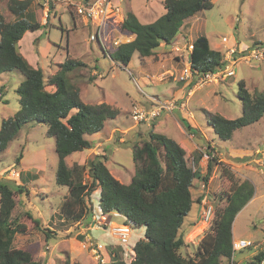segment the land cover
Segmentation results:
<instances>
[{
    "label": "rangeland",
    "instance_id": "obj_1",
    "mask_svg": "<svg viewBox=\"0 0 264 264\" xmlns=\"http://www.w3.org/2000/svg\"><path fill=\"white\" fill-rule=\"evenodd\" d=\"M8 1L0 0V12L7 21H14L16 16L9 9ZM164 2L165 0H130L124 6L127 12L132 11L139 20L148 23L152 19L156 20L166 11ZM41 5V0H31L29 11L43 22L44 10ZM65 6L64 3L55 2L54 7H50V16L45 27L39 29L36 37L29 34L22 41L21 47L33 64L39 63L38 66L44 68L47 80L58 70L59 64L66 58L82 60L86 66L71 72L70 78L80 88L83 101L98 103V99H102L104 94L107 101H117L120 113L116 118L107 119L106 131H101L100 134L96 133L90 137L93 139V147L86 149L88 151L84 150L85 155L105 154L108 161L107 166L113 175L122 182L129 183L135 171L131 143L136 139V141L142 142L143 139L148 138L149 131L164 133L154 129L155 120L166 116V113H174L175 116L184 117L191 125L198 123L204 130L198 129V133H192L185 128L187 133L181 132V134L174 125L169 124V131L173 129L169 134L187 147V151L191 155L192 166L193 155L199 152L202 153V157L203 155L207 156L206 160L201 157L202 160L200 159L199 162V165L202 163L204 173L208 172L209 164L211 167L208 182L197 178L198 180L195 179L196 182L192 187L195 198L207 194L208 198H206V203L203 201L194 203L182 226L180 233L183 235L184 245L180 252L185 256H193L204 231L210 228L211 221L208 222L210 218L207 221L203 218V208L211 204L215 209V207L220 208L226 204L217 195L230 189L229 178L224 174L223 167L232 170L240 182L245 178L252 181L254 185L255 191L252 197L254 199H251L241 209L234 220L233 227L235 237L247 238L252 242L259 243L257 250H260L264 242V173L259 170L254 159L261 155L257 154V149H264V116L259 120L260 122L257 121L235 131L236 133L232 137L236 141L235 144L240 146L239 141H241L247 146L244 151L235 154L239 160L231 161H229L230 155L227 153L231 140L221 139L210 125L208 117L213 113H220L228 118L239 117L242 114V101L238 95V81L244 79L252 92L262 91L264 89V61L250 63L241 61L236 66L235 76L220 79L218 82H203V85L206 83L204 86H200L201 84L197 81L189 85L176 79V74L183 66V62L180 64L176 60L179 58L177 47L183 48V44L188 42L187 38L178 36L179 38H175L177 39L175 44L173 42L160 44L161 47L159 46L153 53V57H150L155 62L163 59L162 61L166 65L169 64V70L163 71L161 75H155L156 71H150L147 66L142 65L140 53L137 51L133 54L131 63L127 67L123 66L121 62L114 61L109 55L106 56V53H102L98 43L90 40V28L84 25V19L82 20L75 14L73 19L70 9ZM110 28L112 26H109ZM191 29L187 37L206 35L214 47L219 46L221 49H225V42H228L229 39L232 43L241 40L242 44L246 45L258 41L264 42V0H214L212 8L199 11L196 17L191 19ZM45 31L47 34L42 36ZM106 45L109 53L114 52L117 48L112 43H106ZM94 70L98 72L94 73ZM98 74H104V77L98 78L94 82ZM145 75H147V81L151 86L140 87L137 81L142 83ZM22 79V73L17 70L0 74V127L2 119L13 116L20 107L17 88ZM156 83L159 84V87L155 91L164 97L160 100H179L180 103L183 102V105L181 108L176 107L171 112L163 111L162 115L153 121H144L136 125L132 118L133 106L140 103L151 108L159 99L146 98ZM86 84L89 87H86ZM172 85H175V89L178 91L170 95L169 89ZM184 85L185 91H179ZM132 126H136L135 128L140 130L139 137L136 138L134 132L130 133ZM108 137H111L109 141H107ZM120 138H124V140L121 141ZM72 154L71 158L77 159L81 153L77 151ZM91 157L87 159H91ZM57 162L55 139L47 135V125L43 123L24 124L15 138L9 142L7 148L0 150V179L6 177L22 183L23 179L20 176L22 173L28 188L26 193L15 195L17 203L14 214L20 216L28 227L26 232L18 233L15 236L14 247L30 251L35 260L41 263L45 261V264H63L64 260L59 259V256H64L65 259L69 257L72 262L82 263L78 259L83 253L96 261L92 253L82 249L81 246V241L85 237L92 236L103 246H119L121 248L120 255L128 261L131 260L130 252L133 251L136 242L144 238L145 229L143 227L133 228L128 245H122L112 235L111 229L116 224L113 220L116 222L125 221V217L116 211L111 212L113 216L103 213L100 208L99 189L92 193L93 210L83 220V226H81L82 223L69 225L56 218V214L60 211V206L68 194L67 186L57 184ZM75 164L77 163L75 162L73 165ZM81 174L82 179L87 180L88 168L81 170ZM66 190L65 199L58 206L62 192H66ZM26 212H31L33 218H30ZM34 218H40V223L36 224ZM92 220H94V225L90 226ZM47 227L51 230L48 240L44 231V228ZM81 227H85V229ZM45 240L47 243H44ZM113 246L108 247L110 252L113 250ZM109 251L108 249L104 250V255L107 256ZM255 251L253 247L237 251L236 260L242 263L246 259H251ZM112 256L113 254L110 253L107 258L111 259Z\"/></svg>",
    "mask_w": 264,
    "mask_h": 264
},
{
    "label": "trees",
    "instance_id": "obj_2",
    "mask_svg": "<svg viewBox=\"0 0 264 264\" xmlns=\"http://www.w3.org/2000/svg\"><path fill=\"white\" fill-rule=\"evenodd\" d=\"M30 3L31 0L8 1L9 9L16 16L14 21H7L0 12V74L17 70L23 75L17 88L20 107L13 116L2 119L0 150L7 148L24 124L47 125V135L55 139L57 184L68 187L59 217L69 225L82 223L92 213L91 196L99 189L103 213L116 211L124 215L125 223L133 228L145 229L144 238L134 246L136 256L131 262L125 261L118 247L113 248V259L109 264H226L233 254L234 220L254 195L252 181L244 179L240 182L232 170L223 167L230 189L217 195L226 204L213 208L208 221H211L210 228L204 231L194 255L185 256L180 252L184 245L180 230L194 203H200L203 198L202 195L194 197V180L198 178L208 182L211 169L209 164L208 172L202 173L199 165L202 153L193 155L192 166L191 155L183 143L164 133L149 131L148 138L131 143L135 171L129 183L113 175L105 155L91 154V159L83 165L77 163L70 167L66 157L91 149L93 141L90 136L103 130L107 119L116 118L120 110L105 101H83L80 88L70 78L71 72L86 66L82 60L66 58L47 80L44 70L31 64L21 53L19 41L24 34L45 27L29 11ZM164 6L165 13L148 23H143L131 11L127 13L122 28L134 33L135 38L121 43L111 53L115 61H121L126 66L136 51L142 59L153 55L162 42H173L187 18L212 8L214 0H165ZM71 15L74 19L73 12ZM191 58L193 67L202 73L216 71L223 65V52L213 48L206 35L194 39ZM238 86L242 114L228 118L213 113L208 117L216 134L224 140H231L236 130L264 116V89L252 92L244 80H239ZM181 121L189 132L198 133L188 120L181 118ZM87 168L88 179L83 180L81 170ZM20 176L22 183L6 177L0 179V264H45V261L35 260L30 251L13 245L15 236L26 232L28 227L20 216L14 214L15 195L28 191L25 177L22 173ZM26 213L33 218L31 212ZM34 221L39 224L41 220L34 218ZM44 231L48 240L51 230L47 227ZM263 258L264 251H260L246 264H257ZM63 264L83 263L72 262L67 257Z\"/></svg>",
    "mask_w": 264,
    "mask_h": 264
},
{
    "label": "built area",
    "instance_id": "obj_3",
    "mask_svg": "<svg viewBox=\"0 0 264 264\" xmlns=\"http://www.w3.org/2000/svg\"><path fill=\"white\" fill-rule=\"evenodd\" d=\"M53 1V2H52ZM64 3L71 11V14H75L84 22V25L90 28L89 38L92 41L103 44L108 42L113 45H119L124 41V35L122 33V22L126 18L127 10L124 4H127L129 0H41V7L44 10V21L47 23L50 16V7L54 3ZM71 8H73L71 10ZM109 26L112 28L109 29ZM128 39V38H127ZM108 47V46H105ZM193 50L192 42L184 44L183 48L177 47L178 57L183 62V66L180 72L176 74V79L184 81L186 84H193L195 81L206 85V83L218 82L220 79H227L230 76H235L236 66L239 62L245 61L250 63L254 61H264V42L258 43L253 46L246 47L244 49L237 48L235 46L228 47L223 52V65L216 71H210L202 73L198 69L193 67L191 53ZM203 82H206L203 85ZM183 105V102L176 100H157L151 108H147L145 105L135 104L132 109V118L136 124L144 121H153L162 115V112H171L176 107ZM257 154H261L259 158H255L254 161L258 164V168L264 173V149H257ZM206 187V186H204ZM208 195V194H207ZM205 195L203 202L206 203ZM213 205H208L203 208V218L207 221L211 217ZM112 235H114L121 244L128 245L132 234V227L126 223L115 224L112 229ZM254 243L246 238H238L233 241V256L234 254ZM82 249L88 250L92 253L93 257L99 264L107 263V258L104 255V250L108 249L107 245L103 246L100 242L95 240L92 236L85 237L81 241ZM109 251V249H108ZM229 264H236L234 259ZM257 264H264V258Z\"/></svg>",
    "mask_w": 264,
    "mask_h": 264
},
{
    "label": "crops",
    "instance_id": "obj_4",
    "mask_svg": "<svg viewBox=\"0 0 264 264\" xmlns=\"http://www.w3.org/2000/svg\"><path fill=\"white\" fill-rule=\"evenodd\" d=\"M130 1V0H129ZM216 1V0H215ZM165 13V12H164ZM163 13V14H164ZM196 15H197V13L195 14V15H193V16H191V17H189V18H187L185 21H184V23H183V25H182V27H181V31H180V33L178 34V36H182V38H187V40L188 41H194V39L196 38V37H187L188 36V34H189V31L190 30H192L191 29V19L192 18H194V17H196ZM155 20V19H154ZM152 21H153V19H152ZM152 21H148V22H152ZM144 22H146V21H144ZM38 31H40V30H37V31H34V32H31V31H28V32H26L25 34H24V36L22 37V39L19 41V49H20V51L27 57V54L22 50V47H21V43H22V41L29 35V34H31L33 37H36V33L38 32ZM177 36V37H178ZM129 37L130 38H135V34L134 33H132V32H130V34H129ZM198 37V36H197ZM179 38V37H178ZM176 40L177 39H175L174 41H173V44H175L176 43ZM210 40V39H209ZM231 41V39H229L228 40V42H225V49H221V48H219V46L218 47H214L213 46V44H212V42H211V40H210V43H211V46L213 47V48H215V49H218V50H220L221 49V51L222 52H225V50H227V48L228 47H231V46H235V47H237V48H240V49H244V48H246V47H249V46H252V45H254V44H256V43H259V42H263V41H258V42H253L251 45H246V44H242V41L240 40V41H238V42H234V43H232V41ZM98 46H99V48L101 49V51H102V53L104 52V53H106L105 55L106 56H108V53L107 52H105V50L103 49V48H101V46L98 44ZM161 47V46H160ZM158 51V50H157ZM160 54V53H159ZM163 54H166L165 52H163ZM155 55V54H154ZM152 56V55H151ZM153 57V56H152ZM152 57H150V56H147V57H145L144 59H142L141 58V62H142V65H145V66H147V68H148V70H150V71H156V72H154L155 73V75H158V74H160L161 75V73L163 72V71H167V70H169L168 68V65H166V63H164L161 59L159 60V61H157V62H155V60H153V58ZM161 58H165V57H161ZM28 59V58H27ZM173 59H174V56H173ZM29 60V59H28ZM176 60H178V62H180V64H181V61H180V59L179 58H176ZM30 61V63L31 64H33L32 63V61L31 60H29ZM170 63L172 62V60L170 59V61H169ZM130 63H131V61H130ZM130 63L128 64V65H126L125 67H127V66H129L130 65ZM149 64V65H148ZM34 66H37V67H39L38 65H39V63H37V65L36 64H33ZM43 70H44V68L43 67H41ZM45 72V71H44ZM98 71L97 70H94V73H97ZM165 73V72H164ZM148 75V74H147ZM147 75H145L144 77H143V79H142V83L140 82L139 83V81H137L138 82V84H139V86L141 87H143V85H145V86H151L150 84H149V82L147 81ZM104 77V74H98V77H96L95 78V80H94V82H96V80H98V78H103ZM241 80H244V79H241ZM245 81V80H244ZM166 82V81H165ZM167 83V82H166ZM246 83V82H245ZM247 84V83H246ZM187 86V85H186ZM247 86V85H246ZM51 88L50 89H54V87L53 86H50ZM86 87H89V85L88 84H86ZM159 87V84L158 83H156V84H154L153 85V90H152V92L150 93V94H148L147 96V98L146 99H149V98H155V99H160V98H164L163 96H161V94H159V92H156L157 90H156V88H158ZM248 89H249V87H247ZM156 90V91H155ZM182 90V92H184L185 91V85L183 86V87H181L180 89H179V91H181ZM169 91H171V93H170V95H172V94H175V93H177V91L178 90H176L175 89V85H172L171 87H170V89H169ZM80 94H81V90H80ZM158 96V97H157ZM107 98H106V95L104 94L103 95V97H102V99L100 98V99H98V103H101L102 101H105V102H108V103H110V104H112L113 106H116L117 107V101H114V100H111V101H107L106 100ZM135 104V103H134ZM117 108H119V107H117ZM181 118H184V117H181V116H175L174 115V113H166V116H162V117H160L159 119H157V120H155L154 121V129L155 130H157V131H162V132H164V133H166L167 135H169V136H173V135H171V134H169V132L170 133H172V130L173 129H171L170 131H169V124H172V126L174 125V127H175V129H178L179 131H180V134H181V132H183V133H187L186 132V130H185V126L183 125V123H182V121H181ZM260 122V121H259ZM107 124V123H106ZM149 124V123H148ZM208 124V123H207ZM194 125V124H193ZM192 125V126H193ZM146 126V125H145ZM136 126H132V127H130V130H132V132H130L131 134L134 132V135L136 136V138L137 137H139L140 136V130H138V128H135ZM193 127H195V128H197V129H199V130H204L202 127H200V125H198V123H197V125H194ZM105 128H106V125H105V127L103 128V130H101L102 132L105 130ZM133 129H135V130H133ZM100 131V132H101ZM106 131V130H105ZM129 131V130H128ZM100 132H97V134H100ZM236 132H234V134H235ZM96 134V133H95ZM143 134H144V132H143ZM93 135H91L90 137H92ZM111 137H108L107 138V141H109V139H110ZM90 139H92V138H90ZM175 139V138H174ZM236 139V138H235ZM120 140L121 141H123L124 140V138H120ZM137 140V139H136ZM136 140H134V141H136ZM237 140V139H236ZM92 141H93V139H92ZM95 141V140H94ZM230 147L228 148V150H227V153H228V155H230V157H229V161H231V160H239V158H238V156H236L235 154H238V152H242V151H244V149H245V147L247 146L244 142H241V141H239V143H241V145L239 146V145H236L235 143H236V141H234V139L232 138L231 139V141H230ZM196 147H197V145H196ZM85 151H88V150H85ZM85 151H79L81 154H80V156H79V158H77V159H72L71 157L73 156V154H70L69 156H67L66 157V161H67V163H68V165L70 166V167H72L73 166V164L76 162V163H78V164H84L85 162H86V160H87V158L89 157L88 155H85ZM91 153V152H90ZM105 153V152H104ZM103 153V154H104ZM92 154V153H91ZM101 154V153H100ZM105 155V154H104ZM203 157H204V155H203ZM202 157V158H203ZM206 157L207 156H205L204 157V160H206ZM202 160V159H201ZM108 162V161H107ZM202 162V161H201ZM206 163V161H203V163ZM208 163V162H207ZM201 171H202V173H204L205 172V170L202 168V163H201ZM206 169V168H205ZM207 170V169H206ZM40 171V170H39ZM111 171V170H110ZM23 172V171H22ZM243 177H245L244 176V174H243ZM196 180H198V179H196ZM196 180L194 181V182H196ZM66 193H67V190H66V192H62V198H61V201L59 202V204H58V206L61 204V202L65 199L64 197H65V195H66ZM201 194V193H200ZM254 199V198H253ZM252 199V200H253ZM55 213V212H54ZM59 213V212H58ZM56 214V218H58L59 219V221H63V219L61 218V217H59V214ZM239 214V213H238ZM237 214V215H238ZM109 216H113V214L112 213H109L108 214ZM41 217H43V215H41ZM124 221V220H123ZM123 221H119V222H116L115 220H113V222H115V223H120V222H123ZM81 222H76L75 223V225H77V224H80ZM94 225V220H92V222H91V225L90 226H93ZM81 226H83V223L81 224ZM97 227H99V226H97ZM81 228H83V229H85V227H81ZM264 230V229H263ZM233 236L235 237V235H234V227H233ZM64 256H59L58 258L59 259H63V260H65V258H63ZM66 257V256H65ZM78 260H80V261H82V263H84V264H97L96 262L97 261H94V260H92V258H89L88 257V255L87 254H82L81 255V257L78 259Z\"/></svg>",
    "mask_w": 264,
    "mask_h": 264
},
{
    "label": "clouds",
    "instance_id": "obj_5",
    "mask_svg": "<svg viewBox=\"0 0 264 264\" xmlns=\"http://www.w3.org/2000/svg\"><path fill=\"white\" fill-rule=\"evenodd\" d=\"M129 12V11H128ZM127 12V13H128ZM132 12V11H131ZM127 16V15H126ZM48 22V21H47ZM42 24L43 25H45L46 23H43L42 22ZM121 27H122V25H121ZM122 33H123V35H124V41L123 42H121V43H124V42H130V41H132L133 40V38H131L130 39V37H129V34H130V32L128 31V30H126V29H123L122 28ZM128 38V39H127ZM189 42V41H188ZM100 46H101V48H103L104 50H105V52H107L108 53V55H109V57H111L112 58V56H111V53H109V50H108V47H105V46H107L106 45V43H110V42H106L105 44H103L101 41H99V42H97ZM120 43V44H121ZM187 43V42H186ZM259 43H261V42H259ZM119 44V45H120ZM192 44H193V42H192ZM256 44H258V43H256ZM256 44H254V45H256ZM184 45V44H183ZM113 46H117L118 47V45H113ZM253 46V45H252ZM113 59V58H112ZM114 60V59H113ZM115 61V60H114ZM118 62H121V61H118ZM122 63V62H121ZM123 66H125V65H123ZM189 85H191V84H189ZM188 85V86H189ZM0 95H1V92H0ZM103 102V101H102ZM137 104H140V103H137ZM154 105V104H153ZM134 123H135V121H134ZM136 124V123H135ZM137 125V124H136ZM245 179V178H244ZM203 198H204V196H203ZM203 198H202V201H203ZM213 208H214V206H213ZM120 223H125V221H123V222H120ZM116 224H119V223H116ZM126 224H128V223H126ZM129 225V224H128ZM131 226V225H130ZM132 227V226H131ZM132 229H133V227H132ZM134 230V229H133ZM133 232V231H132ZM145 234V233H144ZM132 235V234H131ZM115 237V236H114ZM131 238V237H130ZM234 239H238L237 237H234L233 236V241H234ZM247 239V238H246ZM249 240V239H248ZM254 244L253 245H251V246H248V247H253L256 251L254 252V254H253V257L258 253V252H260V251H264V242H263V246H261L260 247V250H257V248L259 247V243H256V242H253ZM123 245V244H122ZM109 246H113V245H109ZM109 246H107V248L109 247ZM135 246V245H134ZM134 246H133V251L132 252H130V254H131V256H132V258H131V260H126L125 259V261H127V262H131L134 258H135V256H136V253H135V249H134ZM114 247V249L116 248V247H119V246H113ZM121 247V246H120ZM122 247H125V246H122ZM109 249V248H108ZM240 251V250H239ZM110 252V251H109ZM110 253H112V251L110 252ZM110 253L108 254V255H110ZM113 254V253H112ZM108 255L106 256V258L108 257ZM232 256H233V254H232ZM232 256H231V258H229V259H227V261H226V264H229L230 262H231V260L232 259H234V261H235V263L236 264H246V262L249 260V259H246L244 262H239V261H237L236 260V253L234 254V258H232ZM252 257V258H253ZM94 258V257H93ZM251 258V259H252ZM112 259H113V256H112V258L111 259H109V258H107V263H105V264H109L110 262H112ZM97 261V260H96ZM97 264H99L98 262H97Z\"/></svg>",
    "mask_w": 264,
    "mask_h": 264
},
{
    "label": "water",
    "instance_id": "obj_6",
    "mask_svg": "<svg viewBox=\"0 0 264 264\" xmlns=\"http://www.w3.org/2000/svg\"><path fill=\"white\" fill-rule=\"evenodd\" d=\"M43 28V27H42ZM47 33H46V31L43 33V35L42 36H45Z\"/></svg>",
    "mask_w": 264,
    "mask_h": 264
}]
</instances>
